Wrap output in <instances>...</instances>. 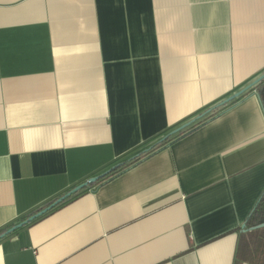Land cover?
<instances>
[{"label": "crops", "instance_id": "1", "mask_svg": "<svg viewBox=\"0 0 264 264\" xmlns=\"http://www.w3.org/2000/svg\"><path fill=\"white\" fill-rule=\"evenodd\" d=\"M263 72L264 0H0V230L119 166L0 237V264H233L259 97L149 150Z\"/></svg>", "mask_w": 264, "mask_h": 264}, {"label": "trees", "instance_id": "2", "mask_svg": "<svg viewBox=\"0 0 264 264\" xmlns=\"http://www.w3.org/2000/svg\"><path fill=\"white\" fill-rule=\"evenodd\" d=\"M235 100V99H234ZM232 100V101H234ZM231 101V102H232ZM228 104V103H226ZM224 104V105H226ZM217 109V108H216ZM213 117V115L210 116H202L199 119L195 120L192 124H190L188 127L184 128L183 130L161 140L163 137L155 141L150 151H155L162 146L166 145L170 141H173L186 133L192 131L195 128H198V126L202 125L204 122H206L208 119ZM148 152H143L141 154V157L148 155ZM139 156L132 157V159H129L126 161L127 164H131L135 161H137ZM118 167L113 168L112 172H117ZM85 188V187H84ZM58 199V198H57ZM54 199L53 201H55ZM52 201V202H53ZM41 210V209H39ZM24 220V219H23ZM264 222V191L256 203L255 207L250 212L248 218L245 221L246 226H253L258 223ZM15 224H10L6 226L5 228L0 230V235L5 233L10 227L14 226ZM242 262H247L250 264H264V227L246 231V232H238V239L234 251V258H233V264H241Z\"/></svg>", "mask_w": 264, "mask_h": 264}, {"label": "water", "instance_id": "3", "mask_svg": "<svg viewBox=\"0 0 264 264\" xmlns=\"http://www.w3.org/2000/svg\"><path fill=\"white\" fill-rule=\"evenodd\" d=\"M248 90H252L260 99L262 106L264 108V72L261 73L259 76H257L255 79H253L251 81V83H248L247 85H245L244 87H242L241 89L233 92L232 94L228 95L227 97L224 98V100L222 99L221 101H219L217 104H215L213 107H211L210 109H208L206 112L202 113L201 115H197L196 117L190 119L189 121L179 125L178 127H176L175 129H173L172 131H170L168 134H166L161 140L183 130L184 128L188 127L190 124H192L195 120H197V118L199 119L200 117L204 116L206 113H208L209 111L211 112V110L222 106L226 103L231 102L234 99H238V97H240L242 94H244L245 92H247ZM113 169H110L109 171H107L106 173L104 172L101 175L98 176H94V177H90L88 178L86 181H84L83 183L75 186V188L71 189L70 191H68L67 193H65L64 195H62L61 197H59L58 199H56L55 201H53L51 204H49L48 206L42 208L41 210H39L38 212L30 215L29 217H27L25 220L15 224L14 226L10 227L5 233H3L2 235H0V237L12 232V230H15L16 228L24 225L25 223L33 220L34 218L44 214L45 212H47L49 209L53 208L55 205H57L59 202H62L65 198L69 197L71 194L77 192L78 190L87 187L88 185L93 184L94 182H96L99 178L103 177L104 174H107L109 172H111ZM264 227V222L258 223L256 225L253 226H246V224H242L240 232H246V231H250V230H254V229H258V228H262Z\"/></svg>", "mask_w": 264, "mask_h": 264}]
</instances>
